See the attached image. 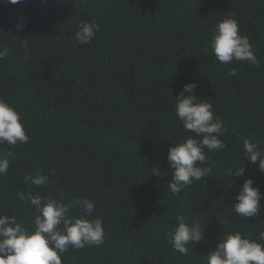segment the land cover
<instances>
[{"label":"trees","instance_id":"obj_1","mask_svg":"<svg viewBox=\"0 0 264 264\" xmlns=\"http://www.w3.org/2000/svg\"><path fill=\"white\" fill-rule=\"evenodd\" d=\"M229 16L250 38L259 66L224 65L208 48L215 25ZM20 17L28 18L23 31L16 29ZM81 21L100 25L87 45L73 41ZM4 47L9 54L0 60V97L23 113L31 139L0 145V152L13 153L8 173L0 175V214L16 215L25 225L34 219V207L16 198L29 190V173L49 176L47 186L31 188L33 194L94 200L104 243L70 249L65 264H206L201 254L233 230L264 243V223L231 209L245 178L264 193V174L243 152L245 138L264 151V0L0 3ZM189 82L199 83L197 95L211 100L228 128L221 137L226 148L207 153L209 177L173 193L168 150L190 135L176 117L174 99ZM243 166L237 182L225 175ZM179 216L206 227L205 239L192 243L188 256L167 242Z\"/></svg>","mask_w":264,"mask_h":264},{"label":"clouds","instance_id":"obj_2","mask_svg":"<svg viewBox=\"0 0 264 264\" xmlns=\"http://www.w3.org/2000/svg\"><path fill=\"white\" fill-rule=\"evenodd\" d=\"M27 0H0L4 4L26 3ZM22 22L16 24L17 31H23L28 18H18ZM100 25L96 22L81 21L73 36V41L80 45L91 43ZM25 56L30 58L26 39L22 41ZM208 48L216 60L224 65L235 62H247L259 66L254 45L247 35H241L239 21L234 16L221 19L215 25L208 41ZM208 50V49H206ZM7 47L0 48V60L7 57ZM231 76L237 75V69L230 70ZM198 82L183 85L179 96L175 98V114L186 133L168 150L167 163L173 169L168 188L179 193L194 181L209 177L211 168L207 167V153L223 151L226 144L221 139L228 132L224 121L215 114L213 103L197 95ZM31 139L23 113L16 106L0 97V145L16 146L28 143ZM245 159L257 166L264 174V151L258 143L243 139ZM13 153L0 152V175L8 173ZM258 162V163H257ZM246 164V166H247ZM246 166L228 168L226 176L238 178L244 176ZM159 171L158 169H155ZM55 176V169H50ZM236 182L233 186L236 185ZM28 191L16 193L20 201L29 202L35 209L34 219L25 225L16 215L0 214V264H65L66 253L70 249L81 250L99 247L105 240L103 219L93 218L96 210L95 201L88 197H72L68 200L33 194V186H47L49 176L42 172L29 173L24 176ZM232 186V187H233ZM264 193L256 186L252 178H245L235 203L231 209L237 215L248 220L256 218L264 223L261 213L264 212ZM81 213L76 215L74 213ZM177 224L167 233V242L181 256L190 255V245H196L205 239V228L197 220L188 222L183 216L176 218ZM260 241H264V232L260 233ZM206 264H264V243H261L239 230H233L220 238L216 247L207 254H201Z\"/></svg>","mask_w":264,"mask_h":264}]
</instances>
